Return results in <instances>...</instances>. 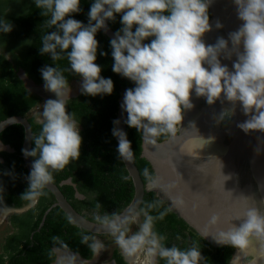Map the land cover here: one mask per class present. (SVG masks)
<instances>
[{
	"label": "clouds",
	"instance_id": "1",
	"mask_svg": "<svg viewBox=\"0 0 264 264\" xmlns=\"http://www.w3.org/2000/svg\"><path fill=\"white\" fill-rule=\"evenodd\" d=\"M32 2L40 9L45 18L42 24L48 29L40 37L39 53L50 56L55 67L45 65L40 73L45 90L54 93L55 99L46 100L33 113L39 132L32 133L34 147L21 150L25 158H34L25 177L28 188L20 196L26 202L25 210L35 206L43 195L42 190L52 182L54 171L64 169L80 156V120L66 110L72 89L64 73L81 78V95L95 97L113 92V80L103 77L102 68L96 63V36L101 30L108 31V22H115L117 14L121 27L109 41L111 69L134 85L123 96L121 109L126 113L123 123L134 128L146 144H156L161 136L174 139L185 114L195 106L193 97L203 98L209 106L218 100L231 105L220 113L217 124L235 115L238 104L247 119L237 127L246 134L264 132V0H232L237 18L243 23L227 39L217 37L214 44H207L204 37L213 30L209 9L215 0H92L87 24L72 18L82 11L81 0ZM13 27L11 21L0 15V36L10 33ZM214 27L219 30L223 24L216 20ZM99 55L108 53L101 50ZM233 55L235 60L230 70L221 59L231 60ZM0 56L8 60L11 53L0 51ZM63 59L68 66L61 68L55 62ZM120 123L118 119L113 121L112 136L118 141V158L130 161L131 142ZM3 148L0 144V151ZM219 164L220 173V161ZM2 175L15 179L14 171ZM156 186L155 181L148 185L150 189ZM4 193L0 180V223L16 211L5 204ZM245 199L251 203L242 215L233 219L239 224L230 220L226 227L221 226V216L211 213L210 228L202 233V239L211 237L218 246L236 249L228 264H264V199ZM159 203L126 213L93 212V220L114 238L126 264H137L141 255L143 264H160V261L207 264L196 244L183 249L175 244L166 246V237L155 231V222L163 220L168 209L156 216L150 214ZM174 203L180 204L182 200L176 197ZM52 241L49 255L53 264H92L106 250L105 244L91 234L80 238V244L89 249L88 258H81L78 251L74 252L59 237H52Z\"/></svg>",
	"mask_w": 264,
	"mask_h": 264
},
{
	"label": "trees",
	"instance_id": "2",
	"mask_svg": "<svg viewBox=\"0 0 264 264\" xmlns=\"http://www.w3.org/2000/svg\"><path fill=\"white\" fill-rule=\"evenodd\" d=\"M91 2L92 0H81L82 11L73 14L72 18L87 24V12ZM0 15H4L14 25L10 33L0 36V41L5 49L13 53L15 61V64H12L0 56V121L12 115L26 116L35 135L39 132V125L35 124L29 112L42 99L23 86L22 81L16 76V68L22 67L36 83H44L40 69L45 65L55 67L50 56L39 53L40 37L48 31L42 24L45 18L41 16L40 9L35 7L32 0H0ZM209 15L211 17L210 11ZM119 20L120 16L117 14L115 22H108L112 30L117 31L121 27ZM96 39L98 41L96 63L102 68L101 75L113 80L114 89L111 95L92 97L80 94L70 98L66 110L75 113L76 118L80 120L82 137L80 156L64 169L52 173V182L59 187L71 206L92 221H94L93 212H98L100 215L120 213L129 204L134 192L132 180L128 177L122 160L118 158L116 139L112 136L118 98L126 89L134 85L112 71L110 39L101 31L97 33ZM26 41L31 43H25ZM15 50L18 52L17 55L14 54ZM101 50L108 55L100 56ZM55 63L61 68L68 66L66 59ZM64 75L69 83L80 78L70 72H65ZM126 133L142 181L144 183L151 181L154 177L151 165L140 156V135L127 125ZM23 137V127L19 124H12L0 132L2 143L13 149L12 152L0 151L2 159L0 180L5 187L4 199L8 206L13 204L19 207L26 203L20 198L28 188L25 179L28 172L21 157ZM164 139L166 137L161 136L158 141ZM33 147L31 140V149ZM33 159L31 157L32 161ZM145 169L148 171V176H145ZM5 171H14L15 179L2 175ZM68 178L71 179V184H60ZM42 191L43 195L38 198L34 207L25 213L11 215V224L17 227V231L8 235L3 246L7 255L5 258L4 255H0V264H53V257L49 253L53 247L54 236L67 243L74 252L78 251L83 258L90 256L87 246L80 244V238L83 234H95L70 222L68 216L58 206L48 211L42 226L39 227L44 212L54 202L50 191L45 188ZM76 192L81 194L82 198L76 197ZM158 201L160 202L158 207L150 213L156 216L168 207L156 197L154 191L144 193L140 207ZM155 231L166 237V246L175 244L183 249L196 244L201 248L202 255L207 258V264H227L233 252L232 247L212 246L169 209L163 220L155 222ZM112 258L116 264H126L118 248L112 250ZM160 264L164 262L160 261Z\"/></svg>",
	"mask_w": 264,
	"mask_h": 264
},
{
	"label": "water",
	"instance_id": "3",
	"mask_svg": "<svg viewBox=\"0 0 264 264\" xmlns=\"http://www.w3.org/2000/svg\"><path fill=\"white\" fill-rule=\"evenodd\" d=\"M209 11L213 30L205 34L204 39L207 44H214L220 36L227 39L228 34L237 30L243 23L237 18L232 0H215ZM216 20L223 24L222 29H215ZM101 32L109 39H112L115 33L109 24L108 31L101 30ZM234 60L233 55L231 60L222 58L221 62L227 64L231 70ZM25 74L26 72L20 69L17 76L23 86L34 95L48 100L51 92L45 90L44 84L36 83ZM79 79L81 81V78ZM77 81L75 80L73 83L75 86L71 87L70 98L76 97L80 92ZM33 87H40L41 91ZM124 93L125 91L118 98L114 120H120L119 127L126 132V125L123 123L126 113L121 109ZM193 103L194 108L185 114L181 129L177 131L174 139L166 138L157 140L156 144H146L141 138L140 156L151 165L154 173L151 181L156 182V187L150 189L148 185L151 181L146 183L142 181L133 158L130 161L121 159L128 177L132 180L134 192L129 204L120 213L139 208L144 193L154 191L156 197L162 200L170 211L202 237V233L210 228L208 221L211 213L219 214L223 222L221 226L226 227L228 221L242 215L251 203V200L245 199L246 197L256 201L264 199V132L250 131L246 134L237 127L238 123L247 119L238 104L235 115L231 118L225 117L217 124L216 119L220 113L225 108L231 107L227 101L221 103L218 100L214 105L209 106L203 98L193 97ZM12 124L23 127L22 149L31 150L32 130L28 118L20 115L9 116L0 121V132ZM192 124L195 127H192ZM116 143L118 144L117 140ZM0 144L4 146V149L13 151L1 140ZM21 157L29 174L31 157L25 158L22 153ZM63 183L71 184L72 182L68 178L60 184ZM45 189L53 195L54 202L44 212L39 227L48 211L58 206L77 227L95 235L107 234L95 221L76 211L53 182ZM76 196L82 198L78 192ZM176 197H179L182 203L175 204ZM232 223L239 224V221L233 220ZM204 240L218 247L211 237ZM236 251L233 248L231 257L236 254ZM241 259L243 260L244 257ZM109 264H115V261L111 260Z\"/></svg>",
	"mask_w": 264,
	"mask_h": 264
},
{
	"label": "flooded vegetation",
	"instance_id": "4",
	"mask_svg": "<svg viewBox=\"0 0 264 264\" xmlns=\"http://www.w3.org/2000/svg\"><path fill=\"white\" fill-rule=\"evenodd\" d=\"M0 47H3V45L1 44V41H0ZM0 51H2V53L3 54H9L10 53V51H8L7 49H5L4 47L2 48V50H0ZM14 54L15 55H17L18 54V52L15 50L14 51ZM14 55H13V53L11 54V57H10V59H8L12 64H15L14 62V57H13ZM20 69H23L22 67H17L16 68V76H18V73H19V70ZM24 70V69H23ZM25 71V70H24ZM30 78V77H29ZM75 81L74 80H72L70 83H69V85H70V87H74L75 86V84H73ZM77 87H78V89H79V86H80V83H81V81H80V79H78V81H77ZM44 84V83H43ZM80 95V92H79V94L77 95V96H79ZM76 96V97H77ZM72 98H74V97H72ZM42 99V98H41ZM46 100L45 99H42V101L40 102V103H44ZM30 116H32V115H30ZM5 145V144H4ZM9 146V145H8ZM10 147V146H9ZM11 148V147H10ZM12 149V148H11ZM3 150H5V151H8V150H6V149H4L3 148ZM13 150V149H12ZM8 152H10V151H8ZM76 195V194H75ZM77 197V196H76ZM24 205H25V203L24 204H22V206H19V207H17V206H15V205H9V207H14L15 209H16V211H13L12 213H10L8 216H7V218L6 219H4V221L3 222H5L6 224H4L3 226H4V230H7L8 232L7 233H5V236H4V239H2V242L0 243V255H4V258L6 257V255H7V253L4 251V248H3V246H4V244H5V242H6V240H7V238H8V235H11L12 233H14V232H16L17 231V227H15V226H13L12 224H11V219H10V217H11V215L12 214H22V213H25L26 211H28L29 209H31V208H29V209H24ZM36 205V204H35ZM34 207V206H33ZM2 222V223H3ZM2 223H0V226L2 227ZM42 226V225H41ZM40 226V227H41ZM81 258H83L82 256H81ZM111 260H114L113 258H112V252H111V254H110V261ZM115 261V260H114ZM5 263H6V261H5ZM108 264V263H107ZM116 264V263H115Z\"/></svg>",
	"mask_w": 264,
	"mask_h": 264
},
{
	"label": "rangeland",
	"instance_id": "5",
	"mask_svg": "<svg viewBox=\"0 0 264 264\" xmlns=\"http://www.w3.org/2000/svg\"><path fill=\"white\" fill-rule=\"evenodd\" d=\"M77 81V80H76ZM41 105H43L42 103H39L38 105H36L35 107H33L30 112L29 115L33 116V113L41 107ZM4 224H6L5 222L2 223V227L0 226V243L2 242V239H4L5 233H7V230H4ZM7 225V224H6ZM133 231L136 230V227L133 226ZM98 239H100L106 247V250L101 252L100 256L98 258H96L95 260H93L92 264H109L110 261V254L112 252V250L114 248H118L114 242V238L108 234H104L101 235L100 237H97ZM119 249V248H118ZM137 264H143V255L140 256V258L137 260Z\"/></svg>",
	"mask_w": 264,
	"mask_h": 264
},
{
	"label": "bare ground",
	"instance_id": "6",
	"mask_svg": "<svg viewBox=\"0 0 264 264\" xmlns=\"http://www.w3.org/2000/svg\"><path fill=\"white\" fill-rule=\"evenodd\" d=\"M28 82V84L32 87V85L30 84V82L29 81H27ZM34 89H36V90H39V91H41V88L40 87H33ZM43 93V92H42ZM48 99H55V95H54V93H51L49 96H48Z\"/></svg>",
	"mask_w": 264,
	"mask_h": 264
}]
</instances>
